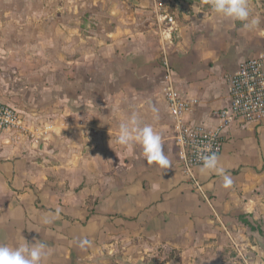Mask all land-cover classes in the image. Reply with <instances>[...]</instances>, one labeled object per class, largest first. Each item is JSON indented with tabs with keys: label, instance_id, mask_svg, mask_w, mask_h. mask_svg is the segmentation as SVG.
Returning a JSON list of instances; mask_svg holds the SVG:
<instances>
[{
	"label": "crops",
	"instance_id": "crops-1",
	"mask_svg": "<svg viewBox=\"0 0 264 264\" xmlns=\"http://www.w3.org/2000/svg\"><path fill=\"white\" fill-rule=\"evenodd\" d=\"M164 16L172 17L166 23ZM264 0H0V264H264V120L183 173L167 67L214 127Z\"/></svg>",
	"mask_w": 264,
	"mask_h": 264
},
{
	"label": "built area",
	"instance_id": "built-area-1",
	"mask_svg": "<svg viewBox=\"0 0 264 264\" xmlns=\"http://www.w3.org/2000/svg\"><path fill=\"white\" fill-rule=\"evenodd\" d=\"M166 23L172 17L164 16ZM163 96L175 122V142L179 148L180 163L184 174L197 181L193 169L210 164L218 157L225 129L235 119L243 122L264 120V52L255 58L241 62L228 81V104L215 111L218 124L208 127L184 121L196 100L183 97L175 88L167 67ZM21 114L11 105L0 101V134L25 131ZM197 184V183H196ZM198 185V184H197Z\"/></svg>",
	"mask_w": 264,
	"mask_h": 264
}]
</instances>
